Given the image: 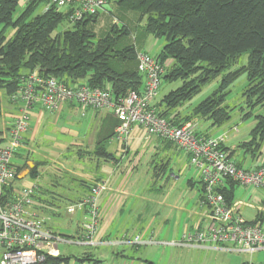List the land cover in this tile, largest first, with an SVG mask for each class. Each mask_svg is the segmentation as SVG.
<instances>
[{"label":"trees","instance_id":"trees-1","mask_svg":"<svg viewBox=\"0 0 264 264\" xmlns=\"http://www.w3.org/2000/svg\"><path fill=\"white\" fill-rule=\"evenodd\" d=\"M116 3L138 12L139 19L145 20L146 32L165 40L155 55L161 62H167L161 80L178 84L164 92L156 104L158 95L153 106L160 116L175 125L194 118H206L211 125L227 121L230 116L224 100L228 87L245 74L243 96L249 111L242 118L253 117L254 124L249 139L239 147L256 157L264 141V0H116ZM38 5L33 2L18 10L16 0H0V91L6 97L17 89L20 77L34 69L69 86L109 85L115 98L140 89L142 75L137 70L136 48L132 45L114 48L118 39L128 34L125 25L119 27L115 22L105 36L96 38L89 27L95 17H90L57 31L67 13L50 8L34 14ZM11 29L13 33L7 36ZM243 52H247L246 63L233 68ZM217 77L220 80L211 94L188 114H180L177 109ZM103 151L97 145L92 154L97 158H113ZM233 185L230 182L228 189H217L228 203L233 198ZM4 191L8 195L10 187ZM76 235L62 236L70 239ZM71 259L93 260L88 254L60 253L46 255L35 264H65Z\"/></svg>","mask_w":264,"mask_h":264},{"label":"crops","instance_id":"crops-1","mask_svg":"<svg viewBox=\"0 0 264 264\" xmlns=\"http://www.w3.org/2000/svg\"><path fill=\"white\" fill-rule=\"evenodd\" d=\"M162 46V43L157 44L154 56L159 53ZM136 50L140 51L138 48ZM0 93L1 137L14 123L22 103H12L2 91ZM161 96L155 100L156 104ZM191 108L184 104L177 110L185 115ZM27 112L29 128L23 135V144L12 157L16 173L5 187H10L9 194L22 186L34 187L35 197L39 202L48 203L60 210L56 213L48 208L34 209L38 215L46 219L47 225L51 228L49 221L52 218L60 217L63 213L68 214L64 212L67 204L80 199L88 192L93 182H104L98 197L101 218L95 238L99 243L93 246L95 249L92 252L84 248L80 249L81 252L73 254L76 256L88 254L93 259L85 261L72 259L78 262L76 264H245L247 259L253 264L252 259L259 256L258 250L250 254L230 250L219 244H167L171 241H180L186 230L191 231L207 223L206 207L200 203L202 186L198 175L197 180L186 178L187 189L172 196H170L172 183L167 185L169 180H158L167 169L170 173L173 162L180 154V149L172 143L147 136L140 126L134 125L125 151H122L114 139V130L118 123L114 113L93 108H87L82 112L75 102H65L57 111L51 112L33 106ZM201 120L208 119L194 118L192 123L195 124L197 132L212 136L220 133L215 132L216 129L211 133L207 132L210 129L209 125L211 127L216 125L210 123L203 127ZM248 139L249 137L246 140ZM97 145L113 158L95 157L92 153ZM225 147L230 153L231 150L226 143ZM261 148L256 157L240 148L243 159L248 158L251 165L257 163L264 156ZM68 151L72 152V157L76 159V162L69 166L64 161ZM232 151L234 154L235 150ZM182 152L188 162L187 154ZM145 154L150 161L160 155V160L155 165V174L152 175L154 179L143 186L152 189L150 195H142L135 190L139 189L140 182L131 178L132 172ZM33 155L35 158L32 160ZM14 158L17 159L16 163L13 162ZM235 161L242 166V160ZM109 162L114 166L105 168ZM172 176L175 177L174 174ZM230 182L233 183L230 180L226 182L224 186L226 189L230 187ZM233 184L231 203L247 201L249 205L238 206L239 212L248 220L254 219L259 215L256 207L264 206V193L257 190L251 195L240 197L236 192L238 186ZM68 215L70 234L75 235L81 224L87 220V216L83 212ZM123 234L128 238L135 235L142 239L152 237L157 243H120L118 240ZM69 263L68 261L65 264Z\"/></svg>","mask_w":264,"mask_h":264},{"label":"built area","instance_id":"built-area-1","mask_svg":"<svg viewBox=\"0 0 264 264\" xmlns=\"http://www.w3.org/2000/svg\"><path fill=\"white\" fill-rule=\"evenodd\" d=\"M19 7L33 2L42 5V12L53 8L67 13L65 28L75 23L94 18L107 0H16ZM137 70L142 75L139 90H131L125 96L115 98L109 85L104 88L90 87L86 83L69 86L58 78L45 76L34 69L19 79L17 89L8 96L12 103L21 102L14 123L1 136L0 144V264H35L45 256L60 254V242L96 246L95 236L100 223L99 194L104 182L95 181L90 189L74 203L67 204L64 212H83L87 220L81 224L75 238H66L54 232L46 219L34 209L48 208L60 212L54 206L39 202L35 189L22 186L5 195L4 188L15 176L12 157L21 147L24 133L29 128L28 109L39 106L47 111H57L65 102H75L83 112L87 108L112 111L117 119L114 139L125 151L130 131L140 126L147 136L157 137L172 143L187 154L188 163L194 167L202 186L201 205L206 207L207 223L191 231L186 230L180 241L167 244H219L225 248L252 253L264 248V206L256 207L259 215L246 219L238 206L249 205L239 200L228 203L217 189L228 180L249 195L257 190L264 193V156L250 167L239 166L225 149L227 131L217 135H203L190 122L175 125L160 116L153 106L158 96L161 78L167 62H161L147 52H136ZM1 92V91H0ZM1 94V93H0ZM237 130L236 126L232 127ZM253 207V206H252ZM118 242L127 244H154L152 237L142 239L139 235L128 238L123 234Z\"/></svg>","mask_w":264,"mask_h":264},{"label":"rangeland","instance_id":"rangeland-1","mask_svg":"<svg viewBox=\"0 0 264 264\" xmlns=\"http://www.w3.org/2000/svg\"><path fill=\"white\" fill-rule=\"evenodd\" d=\"M109 4L111 7L110 11L100 10L98 12L97 19L95 21H91L89 24V27L92 29L93 33L95 34L96 38L103 37L107 34V32L110 30V27L113 23L116 22L117 26L121 27L122 25H125L126 28H128V34L120 37L115 45V49H121L126 45H132L135 48L140 49L141 52L147 51V53H150L151 55H154L156 53V46L158 43H165V40L163 38L154 37L145 30V20L139 19V13L130 9H127L124 6H120L116 3V0H109ZM21 7H18V10H20ZM42 5H38L36 8L35 13H41L42 12ZM66 23L63 22L57 27V31H61L65 28ZM13 33V30H8L6 33L7 36H10ZM247 60V52L241 53V55L238 57L237 63L234 65L233 68L239 67L246 63ZM220 80V77H217L216 79L212 80L211 82L204 85L199 92H197L193 97H191L188 101L185 102L187 107L191 108L198 104L201 100H203L205 97L211 94V92L216 88L218 85V82ZM178 83L173 84H167L164 81L161 82V85L159 87V96L163 95L164 92H166L169 88H173ZM246 85V76L245 74L240 75L238 78H236L228 87V93L225 96L224 104L227 105V108L229 110V119L225 121L224 123L220 125H216L211 127L209 124V120H201V123L203 124V127L210 128L207 130V132H220L223 133L224 130L228 133V139L226 141V145L230 150H235L234 154L232 155V158L234 160L240 161L242 160V166L243 167H250L251 162L248 158L243 159V153L240 148L237 147V145L241 142L246 140L249 137V131L251 127L254 124L253 117L248 118H242L243 113L249 111L246 107L244 96H243V90ZM190 121L191 123L193 122ZM232 126H236L237 130L233 131ZM219 134V133H218ZM261 150L264 154V143L262 145ZM181 151V152H180ZM71 153V154H70ZM179 156L177 157L176 161L173 162L174 165L169 170L167 169L164 174L160 175L159 181L162 180H169L166 184H171L172 187L170 190V196L176 194L179 191L185 190L186 184L185 179L186 178H193L194 180H197L198 173L195 171L194 167L190 166L189 163L186 161L185 155L183 154L182 150H179ZM69 154V155H68ZM35 158V156H32V160ZM17 159H13V162L16 163ZM76 159L72 157V152L68 151L67 156L64 157V161L66 165H70L75 161ZM78 160V159H77ZM160 160V155H157L156 158L152 159V161L149 160V157L145 154L144 157L139 162L137 168L132 172L131 178L139 181V189H135L139 191L142 195L149 194V192L152 191V189H147L146 187H143L146 185V183L152 181L154 178L152 177L153 174H155V165ZM82 161V160H81ZM81 165H83L81 163ZM114 164L112 162H109L105 168L112 167ZM196 172V173H195ZM172 174L175 175V177L172 176ZM177 176V177H176ZM174 183V184H173ZM51 189V188H50ZM238 194H240V197L242 196H248L250 193H248L246 190L240 189L238 187L237 191ZM76 213V212H75ZM74 214V213H73ZM49 225L51 228L56 230L59 234H70L71 229H69V215L63 213L62 216L57 218H52L51 221H49ZM86 248L90 252L94 251L95 247L93 246H81L76 245L73 243H66V242H60L58 244V249L60 250V253H63L65 255H71V254H77L81 252L80 249ZM259 256L257 258H253L251 262L253 264H264V248L258 250ZM257 251V252H258ZM75 260H70L69 264H76L78 262H74ZM245 264H250V261H248Z\"/></svg>","mask_w":264,"mask_h":264},{"label":"water","instance_id":"water-1","mask_svg":"<svg viewBox=\"0 0 264 264\" xmlns=\"http://www.w3.org/2000/svg\"><path fill=\"white\" fill-rule=\"evenodd\" d=\"M102 8L105 10V11H110L111 10V7L108 3H105L102 5Z\"/></svg>","mask_w":264,"mask_h":264}]
</instances>
